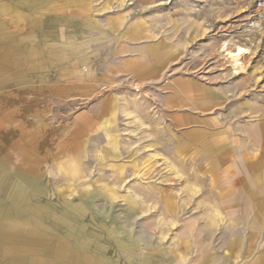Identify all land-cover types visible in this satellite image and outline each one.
I'll list each match as a JSON object with an SVG mask.
<instances>
[{"label":"crops","instance_id":"0c3cea01","mask_svg":"<svg viewBox=\"0 0 264 264\" xmlns=\"http://www.w3.org/2000/svg\"><path fill=\"white\" fill-rule=\"evenodd\" d=\"M177 27L159 0H0V264H264V116L176 71ZM138 107L167 172L122 147Z\"/></svg>","mask_w":264,"mask_h":264},{"label":"rangeland","instance_id":"374dc122","mask_svg":"<svg viewBox=\"0 0 264 264\" xmlns=\"http://www.w3.org/2000/svg\"><path fill=\"white\" fill-rule=\"evenodd\" d=\"M159 1L178 22L177 39L184 55L175 65L176 71L230 86L236 100L254 108L257 119L264 116V0ZM222 46L245 49L242 72L232 73L221 53ZM129 97L147 99L142 91ZM148 112L138 107L123 113L121 144L144 152L148 156L144 159L150 161L151 154L159 151L154 161L159 162L160 171L167 172L162 156L165 146L161 137L155 139L156 129Z\"/></svg>","mask_w":264,"mask_h":264},{"label":"bare ground","instance_id":"6f19581e","mask_svg":"<svg viewBox=\"0 0 264 264\" xmlns=\"http://www.w3.org/2000/svg\"><path fill=\"white\" fill-rule=\"evenodd\" d=\"M221 53L226 63L231 68L232 73L237 74L244 70L242 59L246 54L244 48L236 46L233 49L227 48L226 46L221 47Z\"/></svg>","mask_w":264,"mask_h":264}]
</instances>
